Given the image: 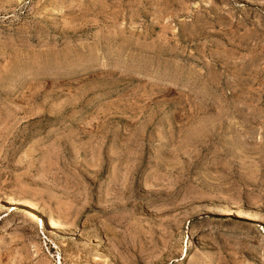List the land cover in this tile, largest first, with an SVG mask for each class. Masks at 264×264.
<instances>
[{"label": "rangeland", "instance_id": "1", "mask_svg": "<svg viewBox=\"0 0 264 264\" xmlns=\"http://www.w3.org/2000/svg\"><path fill=\"white\" fill-rule=\"evenodd\" d=\"M0 264H264V0H0Z\"/></svg>", "mask_w": 264, "mask_h": 264}, {"label": "bare ground", "instance_id": "2", "mask_svg": "<svg viewBox=\"0 0 264 264\" xmlns=\"http://www.w3.org/2000/svg\"><path fill=\"white\" fill-rule=\"evenodd\" d=\"M254 219V218H253ZM262 224V223H261ZM51 225L53 226V227H57V223L55 222V221H53V220H51ZM15 227V226H14ZM60 226H58L57 228H59ZM20 228V227H19ZM61 229V228H60Z\"/></svg>", "mask_w": 264, "mask_h": 264}]
</instances>
